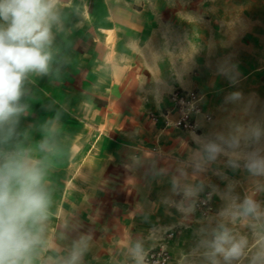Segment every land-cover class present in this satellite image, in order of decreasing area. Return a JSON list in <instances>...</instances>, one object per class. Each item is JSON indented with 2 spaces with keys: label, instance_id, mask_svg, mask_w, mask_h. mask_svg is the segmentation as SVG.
I'll list each match as a JSON object with an SVG mask.
<instances>
[{
  "label": "crops",
  "instance_id": "crops-1",
  "mask_svg": "<svg viewBox=\"0 0 264 264\" xmlns=\"http://www.w3.org/2000/svg\"><path fill=\"white\" fill-rule=\"evenodd\" d=\"M88 1L92 15L79 32V55L90 67L88 136L77 155L74 140L67 141L65 179L56 191L62 196L48 206L34 264H64L77 246L78 264L142 256L167 228L160 218L171 209L172 187L183 192L185 179L209 162L208 143L222 148L214 162L245 154L240 140H228L238 134L221 117L206 120L208 101L196 131L168 129L171 93L197 89L201 77H217L212 87L264 77V0H246L237 14L232 0L211 3V10L204 0Z\"/></svg>",
  "mask_w": 264,
  "mask_h": 264
},
{
  "label": "rangeland",
  "instance_id": "rangeland-1",
  "mask_svg": "<svg viewBox=\"0 0 264 264\" xmlns=\"http://www.w3.org/2000/svg\"><path fill=\"white\" fill-rule=\"evenodd\" d=\"M130 1L142 6L146 4L145 0ZM216 2L218 0H204V10H211V3ZM232 3L236 14L246 10V0H232ZM92 9L88 0H59L58 19L51 28L49 72L28 75L20 101L26 105V110L17 118L12 136L0 142L2 151L33 155L28 159L38 162L43 170L49 204L62 196L56 191L62 189L65 179L67 141L70 146L74 140L77 155L84 149V137L88 136L84 130V117L89 115L84 114L83 96L90 67L83 65L79 55V50H83L79 38L83 34L79 32L88 26L87 16L92 15ZM108 37L112 42L114 35L108 32ZM201 80L202 84L195 90L204 96L203 102L208 101L211 121L219 116L225 126L236 131L238 135L228 140H240L244 156L252 151L264 155V77H235L232 83L223 87H212L217 77H201ZM183 180L180 179L181 184ZM174 182L179 179H172V184ZM183 185L185 188L181 193L173 191L175 188L172 187L171 209L165 218H160L164 219L167 228L156 232L153 245L142 255L143 264H159L154 262L159 253L166 255L164 264H211L205 242L214 239L222 224L233 235L247 237L249 245L255 242L257 234L264 233V218L250 220L245 225L240 219L232 223L221 215L233 203V198L238 205L247 196H251L264 211V175L251 173L243 159L238 160L236 166L232 161L209 159L202 170L185 179ZM202 201L207 204L199 207ZM137 257L125 264H132L131 261L136 264ZM218 259L223 264L222 257ZM250 259L251 254L233 264H250ZM107 263L113 264L112 261Z\"/></svg>",
  "mask_w": 264,
  "mask_h": 264
},
{
  "label": "clouds",
  "instance_id": "clouds-1",
  "mask_svg": "<svg viewBox=\"0 0 264 264\" xmlns=\"http://www.w3.org/2000/svg\"><path fill=\"white\" fill-rule=\"evenodd\" d=\"M58 3L59 0H0V142L12 136L17 118L26 110L20 101L28 75L49 72L51 28L58 19ZM205 150L209 159H215L222 148L208 143ZM238 160L234 154V166ZM243 160L251 173L264 175V155L252 151ZM43 177L38 162L28 159L27 154L0 150V264H34L48 219L49 194ZM235 199L221 213L232 223L240 219L248 225L250 220L264 218V211L251 196L238 205ZM220 228L214 239L205 242L211 264H221L218 257H222L223 264H233L249 254L250 264H264V233L257 234L249 245L247 237L233 235L223 224ZM81 254L77 246L64 264H78ZM136 264H143V256L137 257Z\"/></svg>",
  "mask_w": 264,
  "mask_h": 264
},
{
  "label": "built area",
  "instance_id": "built-area-1",
  "mask_svg": "<svg viewBox=\"0 0 264 264\" xmlns=\"http://www.w3.org/2000/svg\"><path fill=\"white\" fill-rule=\"evenodd\" d=\"M203 95L196 90L176 89L170 95V109L165 113V126L174 127L184 132H194L197 129V118L204 115L202 109ZM172 114L177 118L172 119ZM206 120H210L209 115H205ZM206 201L198 204L199 207L205 206ZM153 255L152 257H154ZM166 255L158 254V259L154 262L165 263Z\"/></svg>",
  "mask_w": 264,
  "mask_h": 264
}]
</instances>
